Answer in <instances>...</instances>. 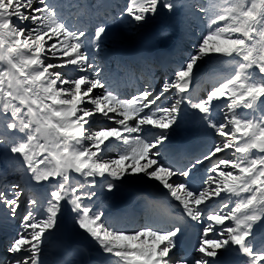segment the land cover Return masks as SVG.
Instances as JSON below:
<instances>
[{"label": "snow or ice", "instance_id": "snow-or-ice-1", "mask_svg": "<svg viewBox=\"0 0 264 264\" xmlns=\"http://www.w3.org/2000/svg\"><path fill=\"white\" fill-rule=\"evenodd\" d=\"M102 8L95 0H0V154L19 165L0 169V232L12 229L0 264H46L45 244L66 210L107 264H264V0H127L119 16L140 26L162 11L207 19L172 76L130 98L96 60L114 32ZM72 13L90 19L73 23ZM213 56L229 58L233 69L193 96L196 72ZM186 108L219 142L179 167L161 149ZM97 116L115 126L94 127ZM113 141L125 147L106 157ZM205 162L206 176L191 181ZM132 177L157 182L201 228L191 253L181 246L180 219L128 228L94 205L98 180L111 193Z\"/></svg>", "mask_w": 264, "mask_h": 264}, {"label": "rangeland", "instance_id": "rangeland-1", "mask_svg": "<svg viewBox=\"0 0 264 264\" xmlns=\"http://www.w3.org/2000/svg\"><path fill=\"white\" fill-rule=\"evenodd\" d=\"M56 2L65 3V0H56ZM95 2L97 4L103 5L104 8L102 9H104V12L110 14L109 17H107L108 23L114 29V32L110 34V38L105 43H103L101 49L95 53L97 63L101 66L103 75L107 78H109L111 69H118L119 56L132 58L133 56L137 55H150V53L147 52L145 48L151 44L153 45L152 48H154L152 49L153 51L159 49H174L175 53L177 54V61L170 69L166 70L161 75V77L158 79V83H155L154 85L151 84L156 90L159 89L164 81L168 80L172 76L174 71L180 67L182 62L186 61V58L193 51L194 43H196L198 38L204 34L207 26V19L202 14L194 13L191 10H182L180 13L175 15L166 11H162L146 25L140 26L130 22L127 18H120V11L127 3V0H95ZM186 2H188V0H186ZM111 5H113V8H111ZM185 12H187V14H185ZM71 15L73 17V23H88L90 19V14L88 13H81L80 15L72 13ZM89 28H91V24H89ZM162 36L166 38L162 39ZM232 69L233 65L229 58L213 56L210 59H206L200 64V70L196 72L195 80L191 90L192 94L194 93V95H196L200 92L199 90H202V92L198 94V97H203L207 91L211 90V88L217 84L218 81L227 77ZM65 71L70 76L75 75V72L71 66L65 69ZM148 83L151 82L144 83V86H146ZM127 89L128 91H131L130 88ZM121 90L123 91L124 88ZM168 95L170 97L171 93ZM163 102L167 103L168 101L167 99H164ZM221 108H223V102H221ZM224 111H226V109H224ZM181 115L183 118L181 127L173 135L171 141L161 149L163 156L166 148H170L175 144L172 143V141H175L176 138L180 140L183 138L191 140L192 136L196 135L193 134L195 129L198 131V138L196 135L192 140L193 142L196 143L198 140L205 141L206 139L207 141H205V143H208L209 146L214 141L219 142L213 131L205 125L195 110L186 108ZM216 118L220 119L221 117L217 115ZM188 125L191 127L189 128ZM93 126L104 127L115 125L113 122L107 121L105 118L97 116L95 117V123ZM180 130L181 132H184V134H181L179 132ZM124 147L125 146L121 142L113 141L112 144L109 145L108 150L105 152V156L114 158L122 152ZM209 166L210 165L208 162H205L204 165L197 168L204 169L205 173L207 174V168ZM4 167L12 169L18 168L19 165L18 162L11 159H6L3 154H0V169H3ZM17 174L18 173H13L12 175L15 176ZM77 179H79L78 176ZM179 179L184 180L185 178L180 177ZM102 183V181L98 180V186L92 189L97 193L93 202H98L102 206L99 208L101 210L107 207L109 211L114 210V201L117 202L116 204L118 205V208L125 210L127 203H131L132 201L133 204L138 205L140 204L141 200L146 202L147 200L152 199V195H155V192L159 190L164 193L166 198H168L176 206L175 212L181 213L180 209L176 205V202L167 195L166 190L162 189L157 184V182L149 180L148 178H128L123 184L119 185L118 190L111 193L107 191L106 187L101 186ZM106 196H108L109 199L106 203H104L102 202V199ZM133 204L130 207H133ZM143 208L144 211H147L146 207ZM167 214H170V212H167ZM9 223L14 226H18L19 220H17L16 225L12 221ZM6 231L10 232L12 230L6 229L3 233H1L5 235V233H7ZM81 234L85 233L75 227L73 223V214L67 210L64 211L63 219L59 224L58 230L52 234L45 244L44 259L46 260V264H54L55 260L57 261L55 258L57 255V251L54 248L55 244H59L62 249L72 248L76 245L81 246V248L82 246H87V248H89L91 251L93 250L95 253V256L91 258L92 260L94 258L101 257L103 254L99 251L98 247H92V240L86 234V239L84 240L82 237L83 235ZM226 259L229 261V264H240L239 257H227ZM57 263L59 262L57 261Z\"/></svg>", "mask_w": 264, "mask_h": 264}, {"label": "bare ground", "instance_id": "bare-ground-1", "mask_svg": "<svg viewBox=\"0 0 264 264\" xmlns=\"http://www.w3.org/2000/svg\"><path fill=\"white\" fill-rule=\"evenodd\" d=\"M146 49V48H145ZM144 49V50H145ZM152 49H154V48H152ZM153 51V50H152ZM150 53V52H149ZM131 55V54H130ZM226 71V70H225ZM229 71V70H228ZM227 72V71H226ZM189 126V125H188ZM191 126H189V128H190ZM181 134H184V132H181V130L179 131ZM193 134H196L197 135V138H198V131H197V129H195L194 130V133ZM196 135H193L192 136V139H191V142H189V144H192V143H195V142H193L192 140L194 139V137L196 136ZM182 137H184V136H182ZM191 137V136H190ZM179 140L180 139H177L176 138V140L175 141H172V143H175L172 147H170V148H173V147H175V146H177L178 145V142H179ZM205 141H207L206 139H205ZM203 142V141H202ZM203 143H205V142H203ZM203 145H208V144H203ZM119 147V146H118ZM185 148H188V149H190L189 147H187V146H185ZM178 166V165H177ZM179 167H182V166H179ZM204 175H205V170L204 169H202V168H197L196 170H195V175L193 176V177H190L189 179L191 180V181H194V182H196L197 184H199L200 182H201V177H204ZM179 179V178H178ZM157 190V189H156ZM155 195H156V198L157 199H162V198H165V195H164V193H162L161 191H156L155 192ZM109 199V197L108 196H106V197H103V199H102V202H104V203H106L107 202V200ZM94 203V205L96 206V207H98V208H100V207H102L98 202H93ZM117 202L116 201H114L113 202V205H115V206H117V204H116ZM134 209H141V210H143L144 211V208L143 207H135ZM147 210V209H146ZM102 211H104L105 212V215L109 218L110 217V219H117L116 217L117 216H120L119 215V212L120 211H117V212H114V213H107V211H108V209H106V208H103V210ZM167 212H170V211H167ZM171 214V213H170ZM173 218H177V219H180V223L183 225V233H185L186 232V229L188 228V229H190L191 231H193V230H195V231H198L199 232V226H197V224H196V226H193V222H191V221H188V220H186L187 218H182V213H177L174 217L173 216H171V218H169V219H165L164 221H169L168 223H171V221L172 222H174V219ZM109 219V220H110ZM151 222H153V219H151L150 220ZM157 221H159V222H161V220L160 219H156L155 220V222H157ZM13 223H15L16 222V220L15 221H12ZM154 222V223H155ZM167 224V223H166ZM162 225H163V223H162ZM124 227H128V226H126V225H123ZM77 228V227H76ZM129 228V227H128ZM10 230H12V229H10ZM73 231V230H72ZM7 232V231H6ZM11 232V231H10ZM75 232V231H74ZM3 233V232H2ZM8 233L9 232H7L6 233V235H2V234H0V242H2L3 244L4 243H7V240H8ZM77 234V233H76ZM81 235H83L82 237H83V239L85 240L86 239V235L85 234H81ZM78 236V235H77ZM4 239V241H2ZM180 239H181V241H182V236L180 237ZM92 242V247H97V245L93 242V241H91ZM181 246H182V248H184V245L183 244H181ZM54 248H55V250L57 251V255L55 256V258L57 259V261L59 262L58 264H67V262H72V264H92V261H91V258L93 257V256H95V254H94V251L92 250H90L89 248H87V246H82V248H81V246H79V245H76V246H74V247H72V249L71 250H68V251H66L67 249H62L61 248V246L59 245V244H55L54 245ZM97 250V249H96ZM98 253V252H97ZM98 256V255H97ZM108 258L109 257H105V255H102L101 257H98L97 259H93L95 262H97L98 264H107V262L109 261L108 260Z\"/></svg>", "mask_w": 264, "mask_h": 264}]
</instances>
